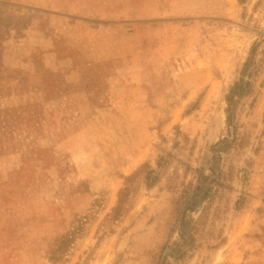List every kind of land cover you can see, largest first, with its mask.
I'll return each instance as SVG.
<instances>
[{
	"label": "rangeland",
	"instance_id": "rangeland-1",
	"mask_svg": "<svg viewBox=\"0 0 264 264\" xmlns=\"http://www.w3.org/2000/svg\"><path fill=\"white\" fill-rule=\"evenodd\" d=\"M66 1L0 0V264H264V0L100 26V47L119 41L131 66L89 83L76 66L94 25L57 24L103 10ZM202 176L189 244L179 198Z\"/></svg>",
	"mask_w": 264,
	"mask_h": 264
},
{
	"label": "crops",
	"instance_id": "crops-1",
	"mask_svg": "<svg viewBox=\"0 0 264 264\" xmlns=\"http://www.w3.org/2000/svg\"><path fill=\"white\" fill-rule=\"evenodd\" d=\"M37 1V0H36ZM41 1V0H40ZM45 2H39L44 4H54L55 2L60 4V8L62 11L66 12V10L62 9V3L67 2L66 0H44ZM96 3H99L101 6L100 11L93 12L90 17H80L77 12L75 13H66L69 14L70 17H67V20H61L57 25H64L63 29H60L62 34L71 33V30L77 29L79 27H91L90 25H94L85 31V37H90L88 39L89 46L87 47L86 52L87 56L92 55V59L86 61L85 63L78 64L76 66L77 70V82L81 83H89L97 76V72L104 73L105 76L111 75L113 77H117V75L125 74L127 68H129L131 63L129 60L131 58V53H126L125 50L120 47L119 41H111L110 36L107 38V42L105 43V49L100 47V42L98 40L99 29L100 26H107V30H101L102 32H106L111 35L113 25H119L121 27L131 26V25H141V26H154L156 24L165 23L168 19L171 18H179V17H189L192 15H197L198 8L196 9L197 0H93ZM199 2V1H198ZM202 2V0H201ZM36 3V2H35ZM49 5V6H50ZM195 6V7H194ZM48 7V6H45ZM96 19V20H95ZM93 20V21H92ZM71 29H68V28ZM103 29V28H102ZM70 30V31H68ZM166 31L159 29L157 31L158 40L156 42L154 36L152 38L148 37L149 46L146 48L148 51L155 50L159 48L158 42L160 40V36L165 34ZM133 35L134 32L131 33H123V35ZM122 35V36H123ZM151 42V45H150ZM155 42V43H154ZM154 43V44H153ZM63 50H66L63 47ZM104 54V55H103ZM105 56L101 60L96 58V56ZM60 56V60H61ZM62 62V61H61ZM60 62V63H61ZM66 63L63 61L61 64ZM68 63V62H67ZM148 60H142L141 63H138L137 66L141 65V68L135 69L134 74L149 76L147 73H153L152 70L150 72L147 68ZM60 64V66H62ZM150 65V64H149ZM73 66V64L71 65ZM153 66V64H152ZM126 67V69H125ZM146 73V74H145ZM112 77V78H113ZM138 83V82H137Z\"/></svg>",
	"mask_w": 264,
	"mask_h": 264
},
{
	"label": "trees",
	"instance_id": "trees-1",
	"mask_svg": "<svg viewBox=\"0 0 264 264\" xmlns=\"http://www.w3.org/2000/svg\"><path fill=\"white\" fill-rule=\"evenodd\" d=\"M251 67V61L249 60L245 66L244 74L249 72ZM250 75V74H249ZM249 81H246L245 79H242L240 82H238L235 87L231 90L228 100L230 104L232 105V102L235 101L236 97L243 96L244 94L249 92ZM205 176L198 179L199 186L196 187L195 191L192 192L191 190L184 191V193L179 198V217H178V228L179 231L183 232V239L185 242H193L194 241V228L193 226L190 227L188 231H186V227L189 225V222L186 220V212L187 210L195 211V209L198 207V203L200 200L208 196L206 194L205 196L200 193L202 191V184L205 182ZM200 199V200H199ZM199 200V201H198ZM170 249V246L167 245L165 249L163 250L164 259L168 257L165 252ZM171 250L175 251L171 248ZM174 253V252H173ZM164 264V263H162Z\"/></svg>",
	"mask_w": 264,
	"mask_h": 264
}]
</instances>
